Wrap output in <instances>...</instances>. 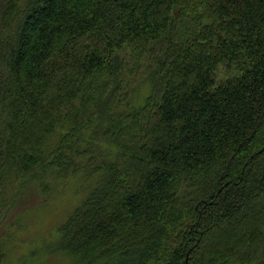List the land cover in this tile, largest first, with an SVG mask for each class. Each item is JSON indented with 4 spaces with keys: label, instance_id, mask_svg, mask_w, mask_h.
Masks as SVG:
<instances>
[{
    "label": "trees",
    "instance_id": "obj_1",
    "mask_svg": "<svg viewBox=\"0 0 264 264\" xmlns=\"http://www.w3.org/2000/svg\"><path fill=\"white\" fill-rule=\"evenodd\" d=\"M71 184L66 264H264V0H0V229Z\"/></svg>",
    "mask_w": 264,
    "mask_h": 264
},
{
    "label": "rangeland",
    "instance_id": "obj_2",
    "mask_svg": "<svg viewBox=\"0 0 264 264\" xmlns=\"http://www.w3.org/2000/svg\"><path fill=\"white\" fill-rule=\"evenodd\" d=\"M186 7L192 15L191 5ZM131 90L135 105H143L152 94L150 83H132ZM78 189L71 184L62 190L63 194L48 199L31 192L30 199L16 204L0 229V244L7 251L5 264H66L62 256H54L50 251L57 226L86 194L85 190L78 192Z\"/></svg>",
    "mask_w": 264,
    "mask_h": 264
}]
</instances>
